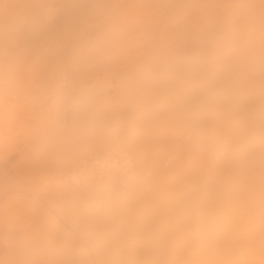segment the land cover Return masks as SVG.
<instances>
[{"label":"bare ground","instance_id":"obj_1","mask_svg":"<svg viewBox=\"0 0 264 264\" xmlns=\"http://www.w3.org/2000/svg\"><path fill=\"white\" fill-rule=\"evenodd\" d=\"M15 153L0 189L9 175L82 165L80 203L101 181L121 182L132 198L112 193L136 212L151 199L141 215L156 244L140 228L150 219L115 201L140 224L116 219L129 242L118 253L132 252L119 261L154 244L133 262L264 264V0H0V162Z\"/></svg>","mask_w":264,"mask_h":264},{"label":"rangeland","instance_id":"obj_2","mask_svg":"<svg viewBox=\"0 0 264 264\" xmlns=\"http://www.w3.org/2000/svg\"><path fill=\"white\" fill-rule=\"evenodd\" d=\"M166 15L167 14H164V16H166ZM112 83L114 85H113V87L109 88V94L113 93L116 81L112 80ZM8 101H9V99H8ZM34 109H35V107L32 108L31 110L33 111ZM32 111H29V112H31L33 114L34 111L33 112ZM32 114H30V115H32ZM68 117L69 116L66 115L65 120L69 122ZM189 135L191 136V134H188L187 136H189ZM190 136H189V138H191ZM20 137H21V134H20ZM202 140H203V142H206V141H204L205 139H202ZM191 141L194 142L195 141L194 138H192ZM199 141H198V143H199ZM193 142H192V144H193ZM20 143H22V142L20 141ZM194 144L196 146V142H194ZM200 144H201V142L199 143V145ZM202 145H204V144H202ZM193 148H194V146H193ZM200 148L201 147L199 146V149H198V147L196 149H198V151H200ZM203 148H201V150L205 149V148L204 149ZM196 149H194V150H196ZM111 151H113V150H111ZM118 151H119V149H118ZM122 151H119L118 153L115 152L118 155L114 153L115 155H112V157L113 156L116 157V159H115V157H113V158L117 162L119 161V163H120V164L118 163L119 166L120 165H122V166L126 165V166H124V167H127V168H125L126 172L128 170L130 171V169L132 170V173L135 172L137 167H136V164L132 161V156L130 159L129 153L127 151L125 153L124 150H122ZM191 151H192L191 155L188 153L187 154L190 157H192L191 159H195L197 157V155H195L197 152H195L194 153L195 156H193V150H191ZM205 151H202V152H205ZM202 152H200V156L205 160L206 156L204 158V155H206L207 152L205 154L204 153L202 154ZM66 153H67V151H66ZM69 153L70 152L68 151V154ZM2 154H4V152ZM197 154L199 155V152ZM223 154L224 153L221 151L219 154L215 155V156H218L216 158H215V156H213V158H212V156L208 155L209 158L210 157L211 158L210 159L208 158L209 163L207 162L208 161L207 160L206 161L207 164H210V161H211V164L214 163V160L217 161L219 158H221L223 156ZM107 156H109V154ZM124 156H125V158L127 157L126 158L127 160L124 158ZM18 157H19L18 154L15 153V154L11 155L10 157H8L7 160H2L0 162V169H5L10 164L15 163L18 160ZM110 157H111V155H110ZM190 157H188V159ZM107 158L110 159L109 157H106V159ZM113 158L109 160V161H112V163L110 162L111 164L109 166V167H111V169H112V166L114 165L113 163H115V161H113ZM122 158H124L126 161H123ZM198 160H197V162L199 163L202 159L200 160V158H198ZM93 162L96 163V161H93ZM193 162H195V160ZM80 163L82 164V162H80ZM80 163H79V165H80ZM201 163H203V162L201 161ZM97 164H98V161H97ZM118 164H115V167L118 168V166H117ZM107 165H109V163ZM81 166L79 168H77V170L75 172L76 173L75 176L71 175L72 172L63 174V172H65L63 169H59V170L52 169L50 171L41 173L35 177H30V176L18 177L16 175L7 176L6 184L4 185L6 187L0 189V264H49V263L50 264H99V263L100 264H119V262L121 264L123 262L122 259H121L122 262L118 260V259H120L119 254L121 255L124 252H127V251H125V249L122 248L123 245H118L119 242L121 241V240L119 241L120 236H123L122 229L124 228V226L126 229V224H127L126 222H128V220H131V218H132V220L134 218L135 221L128 223L127 226L132 223L131 227L132 226L134 227L136 224V228H137V225H138L137 222L139 219L136 220V217L138 215L139 216L143 215V214L141 215V211L143 209L147 210L148 208H145L146 206L145 207H142V206L146 205V203L151 202L150 201L151 199L150 198L148 200L146 199L145 204L142 201L143 199L139 200L140 203H138V204H142V206L140 207L142 209L140 212H136V210L134 208H136L138 211L139 207H135L136 205L132 206L134 204L132 201H134V200L130 199V203L131 202L133 203L130 205L128 203L129 200L128 201L126 200L127 201L126 202L125 200L122 199L124 197V195L126 196V198H127V196H129V197H131V196L126 195L125 194L126 192L124 193L123 190H121V186H119V185H122V184H120L121 182L119 184H115V183L112 184V182H110L111 184H108L106 182L101 181L100 183L95 182L96 184L92 183V186L90 184L89 191H91L93 193V195H92V193L90 192L91 193L90 195L92 197L89 200H86V202L80 203V200L76 196V190L74 187L79 186L78 185L79 182H80L79 184L81 185L82 179H80V178H83L82 174L84 173V170ZM91 166H89V167H91ZM106 167H108V166H106ZM109 167H108V169H110ZM117 168H114V166H113V169H117ZM121 168L119 167V169H117V170H120ZM122 170H124V169H122ZM138 171H139V169H138ZM142 173H144V171L141 172V179L143 177H145V180L144 179H142V180H144V182L145 181L148 182L147 181L148 179L146 180V178H147L146 176H148L147 175L148 171L146 170L147 174L146 173L144 174L146 176H144ZM116 183H118V182H116ZM122 183L124 184L125 182H122ZM100 184H103V185H101L102 187H100ZM105 184H107V185H105ZM115 186H117V187H115ZM68 187H69V189H66ZM99 187L102 190H100ZM104 191H107V192H104ZM114 191H115V193H114ZM112 192L114 194H116V192L117 193L123 192L124 193L123 197L121 194L122 198L120 196H119V198H121V201L123 200L124 202L127 203V205L125 204L126 207H128V205H130L128 208L132 207V208H130L133 211V212L132 211L130 212L131 214L132 213L134 214L136 212V213H138V215L136 217H133L135 215L134 214V215H132L131 218L129 216V218H130L129 219L128 215H130V214H129L128 210H130V209L127 208L128 213H126L127 211H125L121 208L122 205L118 206V207L116 206V208H115V205H117V204L119 205L120 199L118 198V200H116V198H115L116 196L114 197ZM134 192H132V193H134ZM111 193H112L113 197H112ZM129 193H131V192H129ZM135 193H134V195H136V196L140 195V194H137V193L135 194ZM98 194L101 197L100 196L98 197ZM107 194L110 196V198L108 197ZM102 195L103 196L105 195L104 198L102 197ZM143 196H142V198H143ZM88 198H89V196H88ZM147 198H148V196H147ZM100 199H101V201H100V203H98L99 202L98 200H100ZM103 199L104 200L106 199L107 201H103ZM109 200H110V202H109ZM115 201H116V204L114 205ZM123 201H122V203H124ZM147 201H149V202H147ZM104 202L107 203V204L105 203V208H103L104 206L103 207L100 206V205H104ZM111 203H113V204L111 205ZM151 204H152V202L150 203V205ZM108 206H109V208H108ZM124 208H125V206H124ZM96 210L97 211L101 210V213L99 211L97 212ZM104 211H106V212H104ZM114 211L115 212L117 211V212L115 213ZM122 211H124L123 214H125V213L128 214L126 216L128 219L122 214ZM145 212H147V211H145ZM97 213H99L98 214L99 216L97 215ZM86 214L87 215L92 214L91 218H93L94 223H96V224H92V222H90V221H92V219H89V223H91L92 225H90L89 223L87 225V223L84 221V217L87 216ZM101 214H104V215H101ZM118 214H120V215L118 216ZM144 214H146V213H144ZM95 215H97V216H95ZM114 215H115V217H114ZM121 215H123V216L121 217ZM146 215L142 216V218L144 217L143 219H145V218L150 219L149 221H151V222L146 224V226H148V225H150V223L152 224L153 219H151V217H152L151 212L149 214L150 217L149 216L146 217ZM117 218H120L119 221H121L120 223L122 225L124 224L122 222V220L124 221L123 218H125V221H124L125 225H123V228H122L121 224H118L119 221L116 220ZM143 221L147 222V220H143ZM139 223H142V222L139 221ZM139 225H138V227H139ZM142 225L140 228L143 227V230H146V232L152 231V232L156 233L155 236L158 235V233H157L158 229L157 230L154 229L155 227L151 229L150 228L151 225L149 226V228L145 227V225L143 223H142ZM153 226L154 225H152V227ZM132 229H134V228H132ZM119 230H121V234L119 233ZM126 230H129V227ZM139 230H141V231H138V230L135 231L134 230L135 231L134 234H138L140 232L141 233L145 232V231L143 232L142 229H139ZM146 232H145V234H146ZM152 232H151V234H149V236L154 234ZM132 233H133V230L131 231L130 235ZM141 233L139 234L140 236H138V235L136 236L138 238L140 237L139 241L137 240L138 238L134 237L135 235L133 237H131L132 239L134 238L133 242L138 241L137 243L140 244L142 242L140 239L144 238L143 241L146 239L144 236H143V238L141 237ZM127 234H128V232H127ZM94 236L97 237V241H98L97 243L98 244L96 243V238ZM93 237L95 238V245H96L95 247L93 246L94 245ZM135 238H136V240H135ZM153 239L156 241V238H153ZM153 239H151V236H150L149 242H151V241L153 242ZM100 240H102V241H100ZM125 241L128 242V240H125ZM125 241H123V242L121 241V243L125 244L124 243ZM127 242H126V244H127ZM130 242H132V241H130ZM133 242H132L133 246H132V248L130 247V249L133 250V248L136 247L139 250V246L141 244L140 245L137 244V245H139L137 247V246H135L136 242H135V244ZM99 243L102 245L100 246ZM153 243L156 244V242H153ZM153 243H151V244H153ZM104 245L107 246V249L103 248ZM145 245L143 246V244H142V246L144 248H145ZM98 246H99V248H98ZM117 246L121 247V251L124 250V252L121 253V251H120V253H118L119 251L116 248ZM151 246H147L149 248L146 247L145 249H149L150 253L149 252L148 253L154 255L151 251L154 252L153 249H154L155 245L153 244L152 248H151ZM96 247H97L96 250L93 249ZM126 248H129V246H126ZM99 249L100 250L102 249L103 251L105 249V251H107V252H103V253L104 254L108 253V256L106 254H105V256H102L103 253L98 251ZM143 249H142L141 253L139 251H137V253H135V251H134L133 252L134 255H138V256H140V254L143 255L142 252H144V250H145V249L144 250ZM129 251H128V253H129L128 255L130 257V254L132 252L131 251L129 252ZM99 252L102 254L99 255L100 254ZM146 252L147 251H145V253ZM93 253L95 255L97 254V257H95V255ZM113 253H115V254H113ZM125 254L126 253H124L123 256L127 258L128 255L127 254L125 255ZM93 255L97 259H95L93 257ZM98 255H99V257H98ZM146 255H148V254H146ZM118 256H119V258H118ZM138 256H137V259H138ZM144 257H145V255H144ZM153 258H154V256H153ZM131 259H132L131 264H133V263L135 264V262H133V261H135L137 259H134V260H133V258H131ZM95 260H97V261L100 260V261H99V263H97ZM101 260L104 261V263ZM149 260H151V258H149ZM125 261H127L126 263H130L128 261V259H126ZM144 261H148V260L144 259ZM106 262H108V263H106ZM137 262H138V260H137ZM126 263H124V264H126ZM144 263H146V262H144ZM151 263L154 264L153 261H151ZM148 264H150V261L148 262Z\"/></svg>","mask_w":264,"mask_h":264}]
</instances>
